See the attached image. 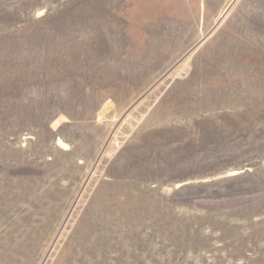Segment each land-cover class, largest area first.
Masks as SVG:
<instances>
[{"label":"rangeland","instance_id":"1","mask_svg":"<svg viewBox=\"0 0 264 264\" xmlns=\"http://www.w3.org/2000/svg\"><path fill=\"white\" fill-rule=\"evenodd\" d=\"M0 264H264V0H0Z\"/></svg>","mask_w":264,"mask_h":264}]
</instances>
